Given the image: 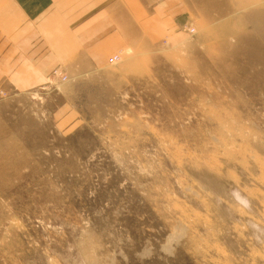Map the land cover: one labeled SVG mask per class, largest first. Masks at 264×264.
<instances>
[{
	"label": "rangeland",
	"instance_id": "obj_1",
	"mask_svg": "<svg viewBox=\"0 0 264 264\" xmlns=\"http://www.w3.org/2000/svg\"><path fill=\"white\" fill-rule=\"evenodd\" d=\"M186 6L178 45L0 87V264H264V0Z\"/></svg>",
	"mask_w": 264,
	"mask_h": 264
},
{
	"label": "crops",
	"instance_id": "obj_2",
	"mask_svg": "<svg viewBox=\"0 0 264 264\" xmlns=\"http://www.w3.org/2000/svg\"><path fill=\"white\" fill-rule=\"evenodd\" d=\"M187 3L0 0V87L35 88L50 78L86 76L126 47L163 40L178 45L189 23ZM54 71L65 79L53 77Z\"/></svg>",
	"mask_w": 264,
	"mask_h": 264
},
{
	"label": "built area",
	"instance_id": "obj_3",
	"mask_svg": "<svg viewBox=\"0 0 264 264\" xmlns=\"http://www.w3.org/2000/svg\"><path fill=\"white\" fill-rule=\"evenodd\" d=\"M194 31V28H189L188 29V32L189 33H192ZM121 58V54L117 53L115 55H112L110 58H109V63H116L119 59ZM53 77H59L60 76V73L58 71H54L53 72ZM60 79L61 80H64L65 79V76H60Z\"/></svg>",
	"mask_w": 264,
	"mask_h": 264
}]
</instances>
